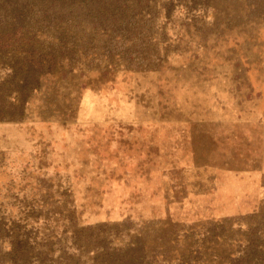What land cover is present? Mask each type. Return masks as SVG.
Masks as SVG:
<instances>
[{"label":"rangeland","instance_id":"1","mask_svg":"<svg viewBox=\"0 0 264 264\" xmlns=\"http://www.w3.org/2000/svg\"><path fill=\"white\" fill-rule=\"evenodd\" d=\"M124 4L37 25L59 53L0 118V264H264V0Z\"/></svg>","mask_w":264,"mask_h":264},{"label":"trees","instance_id":"2","mask_svg":"<svg viewBox=\"0 0 264 264\" xmlns=\"http://www.w3.org/2000/svg\"><path fill=\"white\" fill-rule=\"evenodd\" d=\"M126 7L124 0H3L0 3V51L18 44L23 53L19 60L22 66L18 68L21 77L15 82L19 103L7 104L4 100L9 90L5 83L16 80L17 73L13 69L10 78L0 81V118L18 115L32 78L40 69L49 67L59 53L39 39L41 33L37 25L57 28L61 20L73 16V13H83L91 21V26H107Z\"/></svg>","mask_w":264,"mask_h":264}]
</instances>
